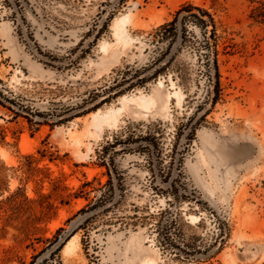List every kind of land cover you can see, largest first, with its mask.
<instances>
[{"label": "rangeland", "instance_id": "374dc122", "mask_svg": "<svg viewBox=\"0 0 264 264\" xmlns=\"http://www.w3.org/2000/svg\"><path fill=\"white\" fill-rule=\"evenodd\" d=\"M186 4L216 20L218 86L200 27L158 38ZM258 4L0 0V264H264ZM140 92L156 103L91 135Z\"/></svg>", "mask_w": 264, "mask_h": 264}, {"label": "trees", "instance_id": "16d2710c", "mask_svg": "<svg viewBox=\"0 0 264 264\" xmlns=\"http://www.w3.org/2000/svg\"><path fill=\"white\" fill-rule=\"evenodd\" d=\"M259 4L253 9V17L258 20L264 21V0H255ZM179 22L182 25L184 35L189 34V30L186 26L189 23L195 24L203 31V43L208 49L207 54V67L209 73L211 69L214 70V74L217 77V86L219 85V65H218V51L217 45L219 36L217 35V23L214 16L205 8L201 6H195L193 4L183 5L175 14L172 21L163 24L158 31V38L161 40L169 41L173 44L178 36ZM187 33V34H186ZM160 59L157 60V62ZM155 61V63H157ZM160 72V71H158ZM56 240H59V235L55 236ZM64 244H61L62 247Z\"/></svg>", "mask_w": 264, "mask_h": 264}, {"label": "bare ground", "instance_id": "6f19581e", "mask_svg": "<svg viewBox=\"0 0 264 264\" xmlns=\"http://www.w3.org/2000/svg\"><path fill=\"white\" fill-rule=\"evenodd\" d=\"M159 21H162V20L159 19ZM129 23H130V14L129 13L128 14H122L121 16L117 17V19L114 23L115 34H116L118 40L121 42L129 43L134 39L131 37V35L128 32L127 26H129L128 25ZM103 44H104L105 49H107L109 47L108 42H104ZM160 84H161V86L162 85L164 86L163 81H160ZM173 94L178 95V92L175 91ZM120 100L122 102L123 107L121 106V107L117 108L116 106L115 107L113 106V107H110L109 109H107L106 111L98 109L97 111H94L91 113V115H89L90 119H92V126L95 130L94 132H90L91 135L94 134L97 137H101L106 126L116 125L119 121V116H120V114H121V112L125 106L126 101L128 103L134 102L140 108H150L153 103H156V99L152 95L145 94L143 92H140L139 94L138 93L133 94V95H123L120 97ZM70 133H71L70 136H71L72 141L77 145H81L83 136L76 134V132L73 130H70ZM90 133H88V134H90ZM2 153L4 154L3 151H2ZM68 244L66 245V247L69 246ZM148 262H149V264H157L156 261H154L152 259L148 260Z\"/></svg>", "mask_w": 264, "mask_h": 264}]
</instances>
